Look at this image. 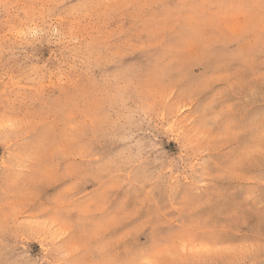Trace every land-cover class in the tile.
<instances>
[{
    "label": "rangeland",
    "instance_id": "374dc122",
    "mask_svg": "<svg viewBox=\"0 0 264 264\" xmlns=\"http://www.w3.org/2000/svg\"><path fill=\"white\" fill-rule=\"evenodd\" d=\"M0 264H264V0H0Z\"/></svg>",
    "mask_w": 264,
    "mask_h": 264
}]
</instances>
